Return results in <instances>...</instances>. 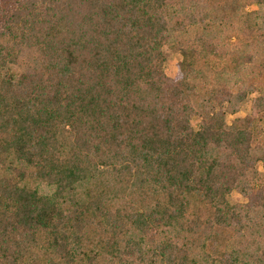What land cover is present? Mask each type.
Returning a JSON list of instances; mask_svg holds the SVG:
<instances>
[{
    "label": "trees",
    "instance_id": "obj_1",
    "mask_svg": "<svg viewBox=\"0 0 264 264\" xmlns=\"http://www.w3.org/2000/svg\"><path fill=\"white\" fill-rule=\"evenodd\" d=\"M3 17L0 264H264V0H17ZM192 88L231 115L256 93L251 116L196 130Z\"/></svg>",
    "mask_w": 264,
    "mask_h": 264
},
{
    "label": "rangeland",
    "instance_id": "obj_2",
    "mask_svg": "<svg viewBox=\"0 0 264 264\" xmlns=\"http://www.w3.org/2000/svg\"><path fill=\"white\" fill-rule=\"evenodd\" d=\"M17 5V0H0V30L3 27L4 14H8L11 10H14ZM260 9V6L253 5L246 8L243 12H240L238 20H245L247 15L246 13ZM213 28V27H212ZM205 29L204 26H196L190 30L187 35H193L196 32H202ZM214 29V28H213ZM163 54L165 57L163 63V70L169 78H175L178 64L183 61V56L181 53L170 44H166L163 48ZM186 94L192 99L195 114L191 119V126L194 129H198V124L203 119H211L220 127H223L227 130H233V125L240 121V124H243L246 119L251 116V102L255 97V94L249 95L244 102L241 103L240 110L237 114L231 115L226 112L225 107H215L210 102L208 95L203 91H198L195 88L192 90H185ZM238 125V124H237ZM260 174L263 173L261 165H259ZM227 199L230 204L243 203L246 200L236 191L230 193L227 196Z\"/></svg>",
    "mask_w": 264,
    "mask_h": 264
}]
</instances>
